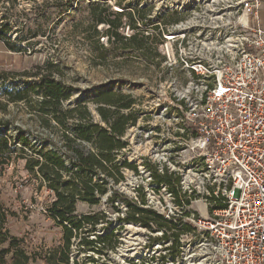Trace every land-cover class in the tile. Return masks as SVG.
Masks as SVG:
<instances>
[{
    "label": "built area",
    "instance_id": "1",
    "mask_svg": "<svg viewBox=\"0 0 264 264\" xmlns=\"http://www.w3.org/2000/svg\"><path fill=\"white\" fill-rule=\"evenodd\" d=\"M176 11L160 29L161 83L122 137L136 171L169 176L144 205L169 228L134 239L130 264H264V0Z\"/></svg>",
    "mask_w": 264,
    "mask_h": 264
},
{
    "label": "rangeland",
    "instance_id": "2",
    "mask_svg": "<svg viewBox=\"0 0 264 264\" xmlns=\"http://www.w3.org/2000/svg\"><path fill=\"white\" fill-rule=\"evenodd\" d=\"M175 1L177 0H0V18L2 23L11 28L7 37L26 49V53L11 54L0 42V73L21 75L24 71L33 72L36 66L53 61L64 73V83L77 89L67 103L68 106L85 102L95 119L99 120L96 101L105 93H113L133 99L135 103L123 113L135 115L149 99L151 89L161 83L162 56L158 49L160 29L164 23L182 18L177 11L169 16L165 15ZM102 7H109L114 13L134 15L140 33L148 39L147 45L151 51L147 52V56L132 49H122L120 42L110 45L108 38L102 36L107 29L105 25L96 28L100 31V35L96 36L94 16ZM137 9L147 11L144 22L136 14ZM111 19H115V16ZM122 19L124 25L119 30L121 37L129 38L137 33L127 26V16ZM19 85L21 86L20 83ZM0 101L4 103V97L0 96ZM127 101L128 99L122 103ZM30 117L21 104H10L7 111L0 109V121H12L7 131L11 136H16V127L36 130L38 125ZM129 129L130 125L125 134L129 133ZM32 140L35 143L34 137ZM128 141L129 139L121 138L122 147L116 152L112 163L124 176L114 186L123 196L116 203L117 210L106 202L112 194L110 189L100 205H77V212L80 214L105 212L108 215L107 221L100 223L96 233L88 237L96 240V236H108L106 243L100 244L107 256L95 255V264H130L133 259L131 243L136 238L146 240L144 235L152 231L140 223L126 220L130 209L125 200L133 201L134 207L156 211L143 206L142 200L147 201L146 191L153 183L160 185L157 178L165 174H154L152 183L148 174L151 171H136L130 161L132 152ZM17 149L21 150L20 144H17ZM25 163L18 154H14L9 163L0 165V206L9 213L6 227L10 235L22 241L21 248L33 255L57 248L62 242L63 229L47 213V207L53 200L52 194L44 188L38 189L39 183L25 170ZM157 211L161 212L162 209ZM114 245L115 250L110 249ZM72 250V258L85 261L88 256L80 253L76 245ZM11 259L12 255H9L7 261L11 262ZM29 264L47 263L39 259Z\"/></svg>",
    "mask_w": 264,
    "mask_h": 264
},
{
    "label": "trees",
    "instance_id": "3",
    "mask_svg": "<svg viewBox=\"0 0 264 264\" xmlns=\"http://www.w3.org/2000/svg\"><path fill=\"white\" fill-rule=\"evenodd\" d=\"M146 13L145 10H136L142 21L147 18ZM95 14L96 36L100 35L96 28L105 25L107 29L102 36L108 38L110 45L120 42L122 49H132L144 56L151 51L148 39L140 33L133 14L114 13L109 7H102ZM112 16L115 19H111ZM124 16L129 18L127 26L137 31L129 38L121 37L119 32L124 25ZM10 30V26L2 23L0 18V42L13 53H26L24 47L7 37ZM63 76L64 73L53 61L36 66L33 72L24 71L21 75L0 73V96L6 102L0 101V109L7 111L10 104H21L38 125L36 130L16 127V136H11L6 130L12 121H0V165L9 163L14 154L25 160V170L37 180L38 189L44 188L52 194L53 200L47 207V213L63 229L62 242L57 248L29 255L21 248L22 241L10 235L6 227L9 213L0 206V264H29L39 259L47 264H95V255L107 256L100 244L106 243L108 236H96V240L88 237L96 233L100 223L107 221L108 215L105 212L80 214L77 205H100L110 189L112 194L106 202L117 210L116 203L123 196L114 186L124 176L112 163L122 147L121 138L127 127L136 121V114L123 113L135 101L130 97L105 93L96 101L99 115V120H96L85 102L67 105L77 89L65 84ZM126 98L128 101L122 103ZM17 144L21 145L20 151ZM157 182L170 184L171 181L164 175L158 176ZM132 202L125 200L130 209L127 221L140 223L154 231L169 228V223L156 211L134 207ZM142 205H146L144 199ZM74 245L80 253L88 255L85 261L72 258ZM115 248V245L110 247L112 250ZM9 255H12L11 262L7 261Z\"/></svg>",
    "mask_w": 264,
    "mask_h": 264
},
{
    "label": "crops",
    "instance_id": "4",
    "mask_svg": "<svg viewBox=\"0 0 264 264\" xmlns=\"http://www.w3.org/2000/svg\"><path fill=\"white\" fill-rule=\"evenodd\" d=\"M2 43V42H1ZM4 45V44H3ZM5 46V45H4ZM5 48H6V46H5ZM7 49V48H6ZM9 51V50H8ZM11 54L13 53V52H11V51H9ZM203 215L204 216H206V213H203Z\"/></svg>",
    "mask_w": 264,
    "mask_h": 264
},
{
    "label": "bare ground",
    "instance_id": "5",
    "mask_svg": "<svg viewBox=\"0 0 264 264\" xmlns=\"http://www.w3.org/2000/svg\"><path fill=\"white\" fill-rule=\"evenodd\" d=\"M123 252V251H122ZM142 253L145 252L144 250L141 251Z\"/></svg>",
    "mask_w": 264,
    "mask_h": 264
},
{
    "label": "water",
    "instance_id": "6",
    "mask_svg": "<svg viewBox=\"0 0 264 264\" xmlns=\"http://www.w3.org/2000/svg\"><path fill=\"white\" fill-rule=\"evenodd\" d=\"M6 131H8V130H6Z\"/></svg>",
    "mask_w": 264,
    "mask_h": 264
}]
</instances>
